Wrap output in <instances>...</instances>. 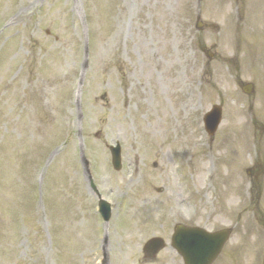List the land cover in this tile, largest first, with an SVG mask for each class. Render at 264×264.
Returning <instances> with one entry per match:
<instances>
[{
	"label": "rangeland",
	"instance_id": "1",
	"mask_svg": "<svg viewBox=\"0 0 264 264\" xmlns=\"http://www.w3.org/2000/svg\"><path fill=\"white\" fill-rule=\"evenodd\" d=\"M179 223L264 264V0H0V264H183Z\"/></svg>",
	"mask_w": 264,
	"mask_h": 264
},
{
	"label": "water",
	"instance_id": "2",
	"mask_svg": "<svg viewBox=\"0 0 264 264\" xmlns=\"http://www.w3.org/2000/svg\"><path fill=\"white\" fill-rule=\"evenodd\" d=\"M221 118L220 109H215L208 117L213 134L218 128ZM112 154L114 166L119 170L121 167L120 147L112 149ZM103 209L109 219L110 209L105 204H103ZM230 234L231 231L228 230L210 234L198 228L180 226L174 236L173 246L183 256L186 264H212L229 240ZM163 248L164 244L161 240H153L147 245L146 251L149 256L153 257Z\"/></svg>",
	"mask_w": 264,
	"mask_h": 264
}]
</instances>
